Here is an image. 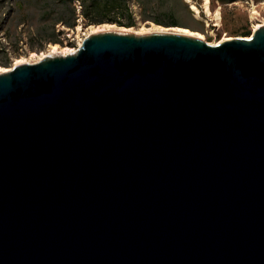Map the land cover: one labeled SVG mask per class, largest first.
<instances>
[{
	"label": "water",
	"instance_id": "water-1",
	"mask_svg": "<svg viewBox=\"0 0 264 264\" xmlns=\"http://www.w3.org/2000/svg\"><path fill=\"white\" fill-rule=\"evenodd\" d=\"M0 264H264V25L1 73Z\"/></svg>",
	"mask_w": 264,
	"mask_h": 264
},
{
	"label": "rangeland",
	"instance_id": "rangeland-1",
	"mask_svg": "<svg viewBox=\"0 0 264 264\" xmlns=\"http://www.w3.org/2000/svg\"><path fill=\"white\" fill-rule=\"evenodd\" d=\"M129 7L132 22L125 26L90 23L74 0H0V74L77 51L102 32L182 34L187 29L215 46L228 38H249L264 25V0H210L209 14L205 0H129Z\"/></svg>",
	"mask_w": 264,
	"mask_h": 264
},
{
	"label": "trees",
	"instance_id": "trees-1",
	"mask_svg": "<svg viewBox=\"0 0 264 264\" xmlns=\"http://www.w3.org/2000/svg\"><path fill=\"white\" fill-rule=\"evenodd\" d=\"M78 1L82 8V15L90 23L100 24L114 22L119 25L130 26L132 12L129 0H74ZM125 18L126 22L121 21Z\"/></svg>",
	"mask_w": 264,
	"mask_h": 264
},
{
	"label": "bare ground",
	"instance_id": "bare-ground-1",
	"mask_svg": "<svg viewBox=\"0 0 264 264\" xmlns=\"http://www.w3.org/2000/svg\"><path fill=\"white\" fill-rule=\"evenodd\" d=\"M209 2H210V0H205V8H206V11H207V13L209 14L210 13V10H209ZM192 8L194 9V12L196 11V12H199L198 11V9L193 5L192 6ZM219 13L217 12V14H216V17H218L219 18ZM261 26H257L256 27V30L258 29V28H260ZM182 34L183 35H188V36H196V38H201V39H203V37H202V35H200V34H197V33H193V32H191V31H189V30H187V29H182ZM226 40H231L230 38H228V39H224V41H226ZM70 52H72V51H70ZM73 52H75V51H73ZM7 72V71H6Z\"/></svg>",
	"mask_w": 264,
	"mask_h": 264
}]
</instances>
